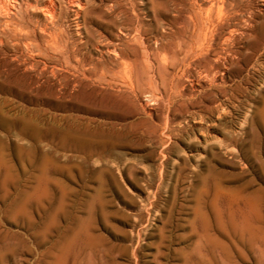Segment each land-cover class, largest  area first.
<instances>
[{"label":"rangeland","instance_id":"1","mask_svg":"<svg viewBox=\"0 0 264 264\" xmlns=\"http://www.w3.org/2000/svg\"><path fill=\"white\" fill-rule=\"evenodd\" d=\"M187 1L1 0L0 264H264V0Z\"/></svg>","mask_w":264,"mask_h":264},{"label":"bare ground","instance_id":"2","mask_svg":"<svg viewBox=\"0 0 264 264\" xmlns=\"http://www.w3.org/2000/svg\"><path fill=\"white\" fill-rule=\"evenodd\" d=\"M7 1H8V0H7ZM13 1L15 2L16 0H13ZM24 1H25V0H24ZM41 1H42V0H41ZM53 1H54V0H53ZM56 1H57V0H56ZM71 1H72V0H71ZM73 1H74V0H73ZM76 1H79V0H76ZM83 1H85V0H83ZM186 1H187V0H186ZM188 1H189V0H188ZM188 1H187V2H188ZM194 1H195V0H194ZM194 1H191V3H193ZM209 1H210V0H209ZM4 2H5V1H4ZM21 2H22V1H21ZM43 2H44V1H43ZM43 2H40V3H43ZM45 2H46V1H45ZM45 2H44V3H45ZM62 2H63V1H62ZM64 2H65V0H64ZM128 2H129V1H128ZM201 2H202V0H201ZM210 2H213V1H210ZM210 2H209V3H210ZM220 2H221V1H220ZM222 2H223V1H222ZM253 2H254V1H253ZM7 3L10 4V2H7ZM15 3H16V2H15ZM17 3H18V2H17ZM24 3L26 4V2H24ZM33 3H34V2H33ZM35 3H36V1H35ZM52 3H53V2H52ZM79 3H80V2L75 3V5L73 4L74 7H76V5H77V7H78V6H79V5H78ZM117 3H118V2H117ZM133 3H134V2H133ZM209 3H208V4H209ZM5 4H6V3H5ZM20 4H21V3H20ZM30 4H31V3H30ZM30 4L28 3V5H30ZM50 4H51V3H50ZM84 4H85V3H84ZM188 4H189V3H188ZM194 4H195V3H194ZM203 4H204L203 7H206V6H205V4H206L205 1H204ZM208 4H207V5H208ZM213 4H215V1L213 2ZM10 5H11V4H10ZM10 5L8 6V9H7V8L5 7L6 5L4 6V3L1 2V0H0V16H3V18H4V16H5L6 18L9 19L7 13H9V11L11 10V9H9V7H11L13 4H12L11 6H10ZM33 5H36V4H33ZM37 5H38V4H37ZM44 5H45V4H44ZM51 5H53V4H51ZM67 5H68V4H67ZM71 5H72V4H71ZM137 5H138V4H137ZM141 5H143V4L141 3ZM181 5H182V4H181ZM220 5H221V4H220ZM220 5H219V7H217V13L215 12L216 15L218 14V12H220V11L222 10V7H223V6H220ZM223 5H225V4H223ZM31 6H32V4H31ZM31 6H29L30 9L33 7V6H32V7H31ZM40 6H42V5H40ZM63 6H64V5H63ZM68 6H69V5H68ZM134 6H135V4H134ZM195 6H196V5H195ZM217 6H218V5H217ZM227 6H228V5H227ZM255 6H256V5H255ZM17 7H19V6H17ZM24 7H25V6H24ZM24 7H23V9H24ZM36 7H37V6H36ZM51 7H53V6H51ZM69 7H71V6H69ZM72 7H73V6H72ZM80 7H81V5H80ZM83 7H85V6H83ZM114 7L116 8V6H114ZM137 7H139V6H137ZM196 7H197V6H196ZM196 7H195V8H196ZM210 7H211V5H210ZM220 7H221V8H220ZM250 7H251V6H250ZM11 8H12V7H11ZM29 8H28V9H29ZM53 8H54V7H53ZM55 8H56V7H55ZM57 8H58V7H57ZM64 8H65V7H64ZM81 8H82V7H81ZM115 8H114V9H115ZM131 8H132V7H131ZM135 8H136V7H135ZM188 8H189V7H188ZM198 8H199V7H198ZM213 8H214V6H213ZM224 8H225V7H224ZM234 8H235V7H234ZM13 9H14V7H13ZM15 9H16V7H15ZM25 9H26V8H25ZM28 9H27V10H28ZM36 9H37V8H36ZM39 9H40V8H39ZM41 9H42V10H41ZM41 9H40V12L42 11L41 14L44 15V19L49 18V13H50V12H49V4L46 3V5H45L43 8H41ZM58 9H59V8H58ZM68 9H71V8H68ZM75 9H76V8H75ZM79 9H80V8H79ZM84 9H85V8H83L82 10H84ZM132 9H133V8H132ZM184 9H185V8H184ZM207 9H210V8H206V10H207ZM214 9L216 10V8H214ZM5 10H7L8 12H7V13L4 12ZM54 10H55V9H54ZM56 10H57V9H56ZM73 10H74V9H73ZM80 10H81V9H80ZM82 10H81V13H82ZM192 10H193V9H192ZM211 10H212V9H211ZM211 10H210V12H211ZM224 10H225V9H223V12H224ZM261 10H262V9H261ZM12 11H13V10H12ZM12 11H11V12H12ZM15 11H16V10H15ZM15 11H13V12H15ZM18 11H19V10H18ZM30 11H31V10H30ZM76 11H77V10H76ZM78 11H79V10H78ZM132 11H133V10H132ZM139 11H140V9H139ZM196 11H197V13H198V10H197V9H196ZM207 11H209V10H207ZM11 12H10V13H11ZM35 12H36V11H35ZM35 12H34V13H35ZM52 12L55 13L56 11L54 12V11L52 10ZM71 12H73V11H71ZM141 12H142V10H141ZM141 12H140V13H141ZM176 12H177V11H176ZM16 13H17V12H16ZM58 13H59V12H58ZM75 13H77V12H74V14H75ZM79 13H80V12H79ZM220 13H222V11H221ZM220 13H219V14H220ZM228 13H229V12H228ZM231 13H232V12H231ZM239 13H240V12H239ZM242 13H244V12H242ZM13 14H14V16L17 15V14H15V13H13ZM26 14H27V12H26ZM26 14H25V15H26ZM51 14H52V13H51ZM118 14H119V13H118ZM198 14H199V13H198ZM201 14H202V13H201ZM201 14H200V15H201ZM237 14H238V12H237ZM259 14H260V13H259ZM25 15H24V16H25ZM30 15H31V14H30ZM56 15H58V14H56ZM81 15H82V14H81ZM202 15H203V14H202ZM213 15H214V13H213ZM220 15H221V14H220ZM220 15H217L218 18H220ZM222 15H223V13H222ZM222 15H221V16H222ZM225 15H226V14H225ZM228 15H230V14H228ZM50 16H51V15H50ZM53 16H55V15L52 14V17H53ZM75 16H76V15H75ZM139 16H141V15H139ZM143 16H144V15H143ZM193 16H194V15H193ZM205 16H206V14H205ZM208 16H210V15H208ZM241 16H242V14H241ZM11 17H12V15L10 16V18H11ZM29 17H31V16H29ZM38 17H39V16H38ZM45 17H46V18H45ZM52 17H51V18H52ZM77 17H78V16H77ZM202 17H203V16H202ZM202 17H201V18H202ZM214 17H215V16H214ZM224 17H225V16H224ZM259 17H260V16H259ZM1 18H2V17H1ZM33 18H34V17H33ZM40 18H41V16H40ZM83 18H84V17H83ZM140 18H141V17H140ZM144 18H145V17H144ZM245 18H246V17H245ZM20 19H21V18H20ZM26 19H27V18H26ZM26 19H25V20H26ZM38 19H39V18H38ZM49 19H50V18H49ZM56 19L58 20V18H55V20H56ZM73 19H74V17H73ZM123 19H124V18H123ZM136 19H137V18H136ZM220 19H223V18L221 17ZM220 19H219V20H220ZM225 19H226V18H225ZM228 19H229V18H228ZM249 19H250V18H248V20H249ZM46 20H47V19H46ZM50 20H51V19H50ZM80 20H81V18H80ZM144 20H145V19H144ZM205 20H206V19H205ZM209 20H210V18H209ZM223 20H224V19H223ZM237 20H238V19H237ZM240 20H241V18H240ZM242 20H243V19H242ZM260 20H261V19H260ZM262 20H263V19H262ZM3 21H4V20H3ZM5 21H6V19H5ZM38 21H39V20H38ZM43 21H44V20H43ZM47 21H49V20H47ZM47 21H46V24L48 23ZM77 21H79V20H77ZM145 21H146V20H145ZM145 21H143V22H145ZM173 21H174V20H173ZM193 21H194V20H193ZM201 21H202V19H201ZM220 21H221V20H220ZM233 21H234V20H233ZM256 21H257V20H256ZM44 22H45V21H44ZM53 22H54V18H53V21L50 22V23H51L50 27L53 25V24H52ZM62 22H63V20H62ZM79 22H81V21H79ZM79 22H78V23H79ZM224 22H225V21H224ZM35 23L37 24V22H35ZM39 23H40V22H39ZM39 23H38V24H39ZM235 23H236V22H235ZM235 23H234V24H235ZM237 23H238V22H237ZM237 23H236V24H237ZM239 23H240V22H239ZM242 23H243V22H242ZM10 24H11V23H9V22L6 23V25H5L6 27H5V29H4L1 33H2L3 35L9 34V38H10V40H11L12 43H13L14 40L19 42V37H18V32H17L18 30L11 28V27H10V26H11ZM27 24L31 26V24H29V23H27ZM42 24H43V26H44V23H42ZM80 24H81V23H79V25H80ZM193 24H194V23H193ZM193 24H192V25H193ZM206 24H207V23H206ZM206 24H205V25H206ZM208 24H209V23H208ZM216 24H217V23H216ZM219 24H220V25H223L222 22H221V23L219 22ZM229 24H230V23H229ZM229 24H228V25H229ZM47 25H48V24H47ZM55 25H56V24H55ZM196 25H197V24H196ZM214 25H215V23H214ZM217 25H218V24H217ZM230 25H231V24H230ZM232 25H233V24H232ZM238 25H239V24H238ZM244 25H248V26H249V21L247 22V19L244 21ZM261 25H262V24H261ZM48 26H49V25H48ZM56 26H58V24H57ZM59 26H60V25H59ZM75 26H76V25H75ZM82 26H83V25H82ZM82 26H81V29H82ZM123 26H124V24H123ZM123 26H122V27H123ZM127 26H129V25H127ZM131 26H132V25H131ZM135 26H136V24H135ZM202 26H203V25H202ZM207 26H208V25H207ZM210 26H211V25H209V28H210ZM218 26H219V25H218ZM226 26H227V24H226ZM251 26H252V25H251ZM262 26H263V25H262ZM18 27H19V26H18ZM18 27H17V29H18ZM44 27H45V28H48L46 25H45ZM44 27H43V28H44ZM50 27H49V33H50V31H51V30H50ZM79 27H80V26H79ZM79 27H78V28H79ZM129 27H130V26H129ZM237 27H238V26H237ZM241 27H242V25H241ZM21 28H22V30H23V27H21ZM34 28H35V27H34ZM75 28H77V26H76ZM125 28L128 30V28L126 27V25H125ZM201 28H202V27H201ZM212 28H213V27H212ZM225 28H226V27H225ZM244 28H245V27H244ZM250 28H252V27H250ZM31 29H32V26H31ZM36 29H37V28H36ZM36 29H35L34 31L37 32ZM38 29H41V28H38ZM56 29H57V28H56ZM56 29H55V27H54V30H56ZM121 29H122V28H121ZM130 29H131V28H129V30H130ZM132 29H133V28H132ZM135 29H136V28H135ZM193 29H194V28H193ZM202 29H203V28H202ZM205 29H206V28H205ZM235 29H236V28H235ZM46 30H48V29H46ZM46 30H45V31H46ZM75 30H76V29H75ZM117 30H118V29H117ZM123 30H124V29H123ZM127 30L125 31V33L128 32ZM138 30H139V29H138ZM147 30H148V29H147ZM224 30H225V29H224ZM224 30H223V31H224ZM231 30L234 31L233 29H231ZM231 30H230V32H231ZM25 31H27V30H25ZM34 31H33V32H34ZM38 31H39V30H38ZM42 31H43V30H42ZM45 31L43 32V35H45V33H48L47 31H46V32H45ZM56 31L60 32V30H56ZM77 31H78V30H77ZM83 31H84V33H85V30H83ZM133 31H134V30H133ZM142 31H143V30H142ZM203 31H204V30H203ZM209 31H210V30L208 29V32H209ZM211 31H212V29H211ZM227 31H228V30H227ZM256 31H257V30H256ZM263 31H264V29H263ZM23 32H24V31H23ZM27 32H29V31H27ZM36 32H35V33H36ZM40 32H41V31H40ZM120 32L123 33L122 30L120 31V29H119V35H120ZM145 32H146V31H145ZM148 32H149V31H148ZM189 32H191V31H189ZM194 32H195V31H194ZM230 32L228 33V34H229L228 36H230V34H232V33H230ZM235 32H239V34H241V33H240L241 31H239V29H237V31L235 30ZM259 32H260V31H259ZM41 33H42V32H41ZM63 33H64V32H63ZM68 33H69V32H68ZM76 33L79 34L80 32H76ZM82 33H83V32H82ZM116 33H117V32H116ZM204 33L206 34V32H204ZM233 33H234V32H233ZM263 33H264V32H263ZM20 34H21V33H20ZM24 34H25V32H24ZM24 34H23V36H24ZM50 34H51V33H50ZM50 34H49V35H50ZM52 34H53V33H52ZM55 34L58 36L57 33H55ZM117 34H118V33H117ZM129 34H130V33H129ZM134 34H135V32H134ZM137 34H138V33H137ZM207 34H208V33H207ZM211 34H212V33H211ZM214 34H215V33H214ZM239 34H237V35H239ZM245 34H246V33H245ZM46 35H48V34H46ZM75 35H77V34H75ZM81 35L84 36V34H81ZM81 35H80V36H81ZM113 35H115V36H113V39H114V37H116V34L114 33ZM122 35H123V34H122ZM127 35H128V33H127ZM141 35H142V33H141ZM192 35H193V34H192ZM243 35H244V34H243ZM258 35H259V34H258ZM261 35H262V34H261ZM261 35H260V36H261ZM263 35H264V34H263ZM263 35H262V36H263ZM53 36H54V34H53ZM124 36H125V34L123 35V38H124ZM132 36H134V35H132ZM132 36H131V37H132ZM221 36H223V35H221ZM225 36H226V35H225ZM246 36H247V35H246ZM248 36H249V35H248ZM117 37H118V35H117ZM117 37H116V39H117ZM119 37H120V36H119ZM134 37H135V36H134ZM144 37H145V36L143 35V38H144ZM163 37H164V36H163ZM185 37H186V36H185ZM209 37H210V36H209ZM230 37H232V35H231ZM236 37L238 38L239 36H236ZM240 37H243V36H240ZM256 37H257V36H256ZM22 38H23V37H22ZM49 38H50V37H49ZM70 38H71V37H70ZM70 38H69V39H70ZM81 38H82V36L80 37V39H81ZM126 38H127V37H126ZM203 38L205 39V37H203ZM210 38H211V37H210ZM232 38H233V37H232ZM2 39H3V38H2ZM30 39H31V38H30ZM36 39H37V38H36ZM80 39H79V40H80ZM82 39H83V38H82ZM118 39H120V38H118ZM141 39H142V38H141ZM150 39H151V38H150ZM207 39H208V38H207ZM217 39H219V38H217ZM223 39H225V38H223ZM238 39H240V38H238ZM46 40H47V43H48V39H46ZM50 40H51V39H50ZM53 40H54V39H53ZM125 40H126V39H125ZM181 40H182V39H181ZM219 40H220V39H219ZM219 40H218V41H219ZM28 41H30V40H28ZM43 41H44V39H43ZM43 41H42V42H43ZM54 41H55V40H54ZM58 41H59V40H58ZM109 41H110V40H109ZM113 41H114V40H113ZM113 41H111V42L113 43ZM196 41H197V40H196ZM204 41H205V40H204ZM204 41H203V43H204ZM209 41H210V40H209ZM223 41H226V40H223ZM223 41H222V42H223ZM248 41H249V40H248ZM23 42H24V41H23ZM25 42H26V44H28L27 46L29 47L30 44L27 43V41H25ZM52 42H53V41H52ZM70 42H71V41H70ZM81 42H82V41H81ZM182 42H183V41H182ZM185 42H186V41H185ZM232 42H233V41H232ZM21 43H22V42H21ZM21 43H20V45H21ZM30 43H31V42H30ZM37 43H38V42H37ZM44 43H45V41H44ZM54 43H55V42H54ZM57 43H58V42H57ZM57 43H55V44H57ZM108 43H109V42H108ZM116 43H117V42H115V45H116ZM140 43H141V40H140ZM177 43H178V42H177ZM194 43H195V42H194ZM206 43H207V42H206ZM227 43H230V42L228 41ZM241 43H242V42H241ZM247 43H249V42H247ZM1 44H3V41L1 40V37H0V45H1ZM13 44H14V43H13ZM22 44H23V43H22ZM26 44L24 43L23 46H25ZM34 44H35V42H34ZM38 44H39V43H38ZM41 44H42V43H41ZM50 44H51V43H50ZM109 44H110V43H109ZM109 44H108V45H109ZM167 44H168V43H167ZM174 44H176V43H174ZM207 44H208V43H207ZM207 44H205V45H207ZM215 44H216V43H215ZM217 44H218V42H217ZM234 44H235V43H234ZM234 44H230V45H233V46H234ZM15 45H17V43H15ZM15 45H13V46L15 47ZM32 45H33V44H32ZM117 45H118V43H117ZM120 45H122V43H120ZM143 45H144V44H143ZM179 45H180V44H179ZM188 45L190 46V44H188ZM200 45H201V44H200ZM219 45H220V44H219ZM245 45H246V44H245ZM21 46H22V45H21ZM35 46H36V45H35ZM74 46H76V45H74ZM78 46H79V45H78ZM100 46H101V45H100ZM118 46H119V45H118ZM118 46H116V48H117ZM125 46H126V45H125ZM148 46H149V45H148ZM150 46H151V45H150ZM158 46H159V45H158ZM176 46H177V45H176ZM189 46H188V47H189ZM2 47H3V45H2ZM28 47H26V51L29 50V49H27ZM44 47H45V46H44ZM61 47H63V46L61 45L60 48H61ZM65 47H66V46H64V48H65ZM68 47H69V46H68ZM111 47H112V45H111ZM119 47H120V46H119ZM119 47H118V48H119ZM123 47H124V46H123ZM199 47H200V46H199ZM201 47H202V46H201ZM201 47H200V48H201ZM205 47H206V46H205ZM216 47H217V46H216ZM224 47H225V48H224ZM224 47H222V48L226 49L227 46H224ZM15 48H16V47H15ZM21 48H22V47H21ZM24 48H25V47H24ZM24 48H23V49H24ZM31 48H33V47L31 46ZM46 48H48V47H46ZM46 48H45V49H46ZM97 48H98V47H97ZM97 48H95V49H97ZM113 48H114V47H113ZM151 48H152V47H151ZM181 48H182V47H181ZM202 48H203V47H202ZM207 48H208V45H207ZM228 48H229V47H228ZM248 48H249V47H248ZM33 49H34V48H33ZM65 49H66V48H65ZM73 49H74V48H73ZM102 49H103V47H102ZM109 49H110V48H109ZM123 49H124V48H123ZM156 49H157V47H156ZM205 49H206V48H205ZM205 49H204V51H205ZM208 49H209V48H208ZM208 49H206V50H208ZM224 49H223V50H224ZM233 49H234V48H233ZM249 49H250V48H249ZM30 50H31V49H30ZM49 50H50V49H49ZM66 50H68V49H66ZM85 50H86V49H85ZM98 50H99V48H98ZM125 50L127 51V49H125ZM141 50H142V49H141ZM167 50H168V48H167ZM200 50H201V49H200ZM202 50H203V49H202ZM240 50H241V49H240ZM22 51H23V50H22ZM22 51H21V52H22ZM40 51H42V50H40ZM40 51H39V52H40ZM70 51H71V49H70ZM107 51H108V49H107ZM123 51H124V50H123ZM159 51H160V50H159ZM193 51H194V50H193ZM24 52H25V51H24ZM35 52H36V51H35ZM43 52H44V51H43ZM51 52H52V51H51ZM71 52H72V51H71ZM97 52H98V51H97ZM110 52H112V51L110 50ZM173 52H174V51H173ZM182 52H183V51H182ZM228 52H229V51H228ZM261 52H262V51H261ZM28 53H29V52H28ZM41 53H42V52H41ZM48 53H49V52H48ZM83 53H85V52H83ZM113 53H114V52H113ZM128 53H129V52H128ZM205 53H206V52H205ZM245 53H246V52H245ZM44 54H45V53H44ZM106 54H108V53H106ZM106 54H105V55H106ZM114 54H115V56H116V53H114ZM119 54H120V53H119ZM119 54H117V55H119ZM125 54H126V52H125ZM129 54H131V53H129ZM155 54H156V53H155ZM172 54H174V53H172ZM200 54H201V53H200ZM202 54H204V53H202ZM259 54H261V53H259ZM259 54H258V55H259ZM33 55H34V53H33ZM47 55H50V53L47 54ZM51 55H53V54H51ZM67 55H68V54H67ZM71 55H72V54H71ZM81 55H82V54H81ZM127 55H128V54H127ZM158 55H159V54H158ZM208 55H209V54H208ZM15 56H16V54H15ZM17 56H18V55H17ZM29 56H30V53H29ZM43 56H44V55H43ZM94 56H95V55H94ZM97 56H98V55H96V57H97ZM109 56H111V53H110ZM112 56H114V55L112 54ZM115 56H114V57H115ZM120 56H121V55H120ZM130 56H131V55H130ZM156 56H157V55H156ZM162 56H163V55H162ZM176 56H177V55H176ZM192 56H193V55H192ZM198 56H199V54H198ZM198 56H194V57H198ZM213 56H214V55H213ZM218 56H219V54H218ZM218 56H217V57H218ZM221 56H222V55H221ZM228 56H229V55H228ZM250 56H251V55H250ZM250 56H249V57H250ZM54 57H55V56H54ZM77 57H80V56H77ZM89 57H90V56H89ZM96 57H95V58H96ZM99 57H100V56H99ZM103 57H104V56H103ZM125 57H126V56H125ZM132 57H133V56H132ZM152 57H153V56H152ZM171 57H173V56L171 55ZM194 57H193V58H194ZM219 57H220V56H219ZM233 57H234V56H233ZM16 58H17V57H16ZM27 58H28V57H27ZM44 58H45V57H44ZM93 58H94V57H93ZM93 58H92V59H93ZM115 58H116V57H115ZM120 58H121V57H120ZM120 58H119V59H120ZM128 58H129V57H128ZM156 58H157V57H156ZM226 58H227V57H226ZM229 58H230V57H229ZM234 58H235V57H234ZM256 58H257V57H256ZM0 59H1V57H0ZM4 59H5V58H4ZM25 59H26V58H25ZM36 59H37V58H36ZM76 59H77V58H76ZM79 59H80V58H79ZM82 59H83V58H82ZM92 59H91V60H92ZM96 59H97V58H96ZM103 59H104V58H103ZM111 59H112V58H111ZM113 59H114V58H113ZM138 59H139V58H138ZM153 59H154V57H153ZM163 59H164V58H163ZM175 59H176V58H175ZM179 59H180V57H179ZM215 59H217V58H215ZM215 59H214V60H215ZM221 59H223V58H221ZM15 60H16V59H14V61H15ZM23 60H24V59H23ZM29 60H30V59H29ZM41 60H42V59H41ZM54 60H56V59H54ZM100 60H102V59H100ZM100 60H98V61H100ZM117 60H118V58H117ZM132 60H133V59H132ZM132 60H131V61H132ZM165 60H166V59H165ZM176 60H177V59H176ZM189 60H190V59H189ZM194 60H195V59H194ZM257 60H258V59H257ZM1 61H3V59H2ZM5 61H6V60H4V62H5ZM7 61H8V60H7ZM11 61H12V60H11ZM16 61H17V60H16ZM24 61H26V60H24ZM30 61H31V60H30ZM60 61H61V59H60ZM163 61H164V60H163ZM174 61H175V60H174ZM198 61H199V60H198ZM216 61H217V60H216ZM218 61H219V60H218ZM222 61H225V60H222ZM8 62H9V61H8ZM31 62H32V61H31ZM34 62H35V61H34ZM56 62H57V61H56ZM138 62H139V60H138ZM144 62H145V61H144ZM220 62H221V61H220ZM242 62H243V61H242ZM6 63H7V62H6ZM24 63H25V62H24ZM28 63H29V62H28ZM35 63H38V62H35ZM81 63H82V61H81ZM116 63H117V62H116ZM124 63H125V62H124ZM168 63H169V62H168ZM172 63H173V61H172ZM177 63H179V60H177ZM189 63H190V62H189ZM217 63H218V62H217ZM260 63H261V62H260ZM61 64H62V63H61ZM75 64H76V62H75ZM100 64H101V63H100ZM150 64H151V63H150ZM173 64H174V63H173ZM173 64H172V65H173ZM213 64H214V63H213ZM224 64H225V63H224ZM235 64H236V63H235ZM258 64H259V63H258ZM262 64H264V63H262ZM4 65H5V63H4ZM22 65H23V64H22ZM31 65H33V63H32ZM39 65H40V64H39ZM88 65H89V64H88ZM104 65H105V64L103 63V67H104ZM109 65H111V64H109ZM112 65H113V64H112ZM114 65H115V64H114ZM114 65H113V66H114ZM137 65H138V64H137ZM161 65H163V64H161ZM166 65H167V64H166ZM185 65H186V64H185ZM187 65H188V64H187ZM210 65H211V64H210ZM221 65H223V64H221ZM255 65H256V64H255ZM52 66H53V65H52ZM62 66H63V64H62ZM82 66H83V65H82ZM89 66H90V65H89ZM89 66H87V67H89ZM148 66H149V65H148ZM150 66H151V65H150ZM251 66H254V65H251ZM259 66H260V65H259ZM263 66H264V65H263ZM13 67H16V65L13 66ZM30 67H31V66H30ZM55 67H56V66H55ZM90 67H91V66H90ZM99 67H100V66H99ZM101 67H102V66H101ZM123 67L126 68V67H127V64H126V66H125V64H124ZM177 67H178V64H177ZM188 67H189V65H188ZM188 67H187V68H188ZM190 67H192L191 64H190ZM193 67H194V65H193ZM193 67H192V69H193ZM199 67H201V66H199ZM212 67H213V66H212ZM223 67H224V66H223ZM225 67H226V66H225ZM229 67H230V66H229ZM229 67H228V68H229ZM41 68H42V67H41ZM61 68H62V67H61ZM80 68H81V66H80ZM94 68H95V67H94ZM94 68H93V69H94ZM114 68L117 69L118 67H117V68L114 67ZM194 68H195V67H194ZM197 68H198V67H197ZM213 68H214V67H213ZM228 68H227V69H228ZM251 68H253V67H251ZM259 68H260V67H259ZM261 68H262V67H261ZM25 69H26V67H25ZM31 69H32V67H31ZM36 69H37V67H36ZM64 69H65V66H64ZM84 69H85V67H84ZM91 69H92V68H91ZM91 69H90V70H91ZM109 69H110V68H109ZM142 69H143V68H142ZM150 69H151V68H150ZM172 69H173V68H172ZM179 69H180V68H179ZM254 69H255V68H254ZM263 69H264V68H263ZM11 70H12V69H11ZM29 70H30V69H29ZM65 70H66V69H65ZM78 70H79V69H78ZM111 70H112V69H111ZM111 70H110V71H111ZM113 70H114V69H113ZM118 70H119V69H118ZM126 70H128V69H125V72H126ZM130 70H131V69H130ZM151 70H152V69H151ZM185 70H186V69H185ZM188 70H189V69H188ZM199 70H200V69H199ZM201 70H202V69H201ZM219 70H220V69H219ZM219 70H217V71L219 72ZM260 70H261V69H260ZM2 71H3V70H2ZM7 71H8V70H7ZM30 71H31V70H30ZM39 71H40V70H39ZM43 71H44V70H43ZM70 71H71V70H70ZM81 71H82V70H81ZM81 71H80V72H81ZM96 71H97V70H96ZM119 71H120V70H119ZM123 71H124V69H123ZM177 71H179V70H177ZM203 71H204V70H203ZM203 71H202V72H203ZM107 72H108V71H107ZM112 72H113V71H112ZM184 72H185V71H184ZM195 72H196V70H195ZM202 72H201V73H202ZM218 72L215 71V73H218ZM225 72H226V71H225ZM227 72H228V71H227ZM7 73H8V72H7ZM68 73H69V72H68ZM143 73H145V72H143ZM197 73H198V72H197ZM199 73H200V72H199ZM201 73H200V74H201ZM204 73H205V72H204ZM221 73H224V72H221ZM221 73H220V74H221ZM26 74H27V73H26ZM54 74H55V73L51 74V76L54 75ZM59 74H60V73H59ZM71 74H72V73H71ZM80 74L82 75V73H80ZM83 74H84V73H83ZM96 74H97V73H96ZM131 74H132V73H131ZM141 74H142V73H141ZM186 74H187V73H186ZM186 74H185V75H186ZM39 75H40V74H39ZM63 75H64V74H63ZM97 75H98V74H97ZM108 75H109V74H108ZM116 75H117V74H116ZM124 75H126V74H124ZM143 75H144V74H143ZM181 75H182V73H181ZM209 75H210V77H211V74H209ZM17 76H18V75H17ZM23 76H25V75H23ZM49 76H50V74H49ZM65 76H67V75H64V77H65ZM75 76H76V75H75ZM75 76H74V77H75ZM89 76H90V75H89ZM128 76H130V73H129ZM132 76H133V75H132ZM132 76H131V77H132ZM149 76H151V75H149ZM183 76H184V74H183ZM190 76H192V75H190ZM197 76H198V75H197ZM206 76H207V75H206ZM217 76H218V75H217ZM217 76H216V77H217ZM225 76H226V75H225ZM58 77H59V76H58ZM60 77H61V76H60ZM71 77H72V76H71ZM124 77H125V76H124ZM145 77H146V76H145ZM184 77H185V76H184ZM202 77H203V76H202ZM207 77H209V76H207ZM207 77H206V78H207ZM223 77H224V76H223ZM35 78H36V76H35ZM40 78H41V77H40ZM43 78H44V77H43ZM88 78H89V77H88ZM103 78H105V77H103ZM118 78H119V77H118ZM120 78H121V77H120ZM171 78H172V77H171ZM200 78H201V77H199V79H200ZM203 78H204V77H203ZM211 78H212V77H211ZM219 78H220V77H219ZM226 78H227V77H226ZM47 79H48V78H47ZM58 79H59V78H58ZM69 79H70V78H69ZM72 79H73V78H72ZM92 79H93V78H92ZM94 79H95V78H94ZM123 79H124V78H123ZM126 79H128V78L126 77ZM131 79H132V78H131ZM189 79H190V78H189ZM191 79H192V78H191ZM208 79H210V78H208ZM215 79H216V78H215ZM53 80H54V78H53ZM61 80H62V79H61ZM67 80H68V79H67ZM85 80H87V79H85ZM90 80H91V79H90ZM104 80H105V79H104ZM112 80H113V79H112ZM134 80H135V79H134ZM31 81H32V80H31ZM37 81H38V80H37ZM41 81H42V80H41ZM56 81H57V80H56ZM63 81H64V80H63ZM70 81H71V80H70ZM93 81H94V80H92V82H93ZM124 81H127V80H124ZM208 81H209V80H208ZM221 81H222V80H221ZM38 82H39V81H38ZM47 82H48V81H47ZM50 82H51V80H50ZM52 82H53V81H52ZM52 82H51V83H52ZM57 82H58V81H57ZM59 82H60V81H59ZM68 82H69V80H68ZM87 82H88V81H87ZM90 82H91V81H90ZM101 82H102V81H101ZM101 82H100V83H101ZM104 82H106V81H104ZM104 82H102V83H104ZM122 82H123V80H122ZM130 82H131V81H130ZM134 82H135V81H134ZM192 82H194V81H192ZM214 82H216V81H214ZM55 83H56V82H55ZM62 83H63V82H62ZM81 83H82V81H81ZM96 83H97V82H96ZM115 83L117 84V82H115ZM115 83H114V84H115ZM119 83H121V80H120ZM125 83H126V82H125ZM127 83H128V81H127ZM194 83H195V82H194ZM34 84H35V83H34ZM39 84H40V83H39ZM41 84H42V82H41ZM53 84H54V83H53ZM57 84H58V83H57ZM65 84H67V83H65ZM71 84H72V83H71ZM74 84H75V83H74ZM74 84H73V85H74ZM76 84H77V83H76ZM97 84H99V83H97ZM106 84H107V82H106ZM130 84H131V83H130ZM130 84H129V85H130ZM132 84H133V83H132ZM191 84H193V83H191ZM209 84H210V83H209ZM215 84H216V83H215ZM215 84H213V85L215 86ZM219 84H220V83H219ZM219 84H218V86L221 85V84H220V85H219ZM25 85H26V83H25ZM48 85H49V84H48ZM60 85H61V84H60ZM62 85H63V84H62ZM69 85H70V84H69ZM90 85H91V84H90ZM90 85H89V86H90ZM122 85H124V84H122ZM134 85H136V84H134ZM162 85H163V84H162ZM198 85H200V84H198ZM216 85H217V84H216ZM29 86H30V85H29ZM36 86H37V84H36ZM36 86H35V87H36ZM57 86H58V85H57ZM66 86H67V85H66ZM66 86H65V87H66ZM86 86H87V85H86ZM92 86H94V85H92ZM119 86H120V84H119ZM157 86H158V85H157ZM157 86H156V87H157ZM24 87H25V86H24ZM45 87H46V86H45ZM47 87H48V86H47ZM49 87H50V86H49ZM60 87H62V86H59V88H60ZM94 87H95V86H94ZM111 87H112V84H111ZM130 87H131V86H130ZM130 87L128 86L127 88H130ZM133 87H134V86H133ZM133 87H132L131 89H133V92H134V88H133ZM149 87H150V86H149ZM180 87H181V86H180ZM208 87H209V86H208ZM77 88H78V86H77ZM87 88H88V87H87ZM89 88H90V87H89ZM96 88H97V87H96ZM104 88H105V87H104ZM107 88H108V86H107ZM115 88H116V87H115ZM119 88H120V87H119ZM119 88H117V89H119ZM127 88H126V89H127ZM162 88H163V87H162ZM3 89H4V88H3ZM11 89H12V88H11ZM32 89H33V88H32ZM44 89H45V88H44ZM64 89H66V88H63V89L60 88V91H61V90H64ZM71 89H72V88H71ZM71 89H70V90H71ZM112 89H114V87H113ZM131 89H130V91H131ZM135 89H136V87H135ZM164 89H165V88H164ZM167 89H168V88H167ZM167 89H166V90H167ZM35 90H36V89H35ZM35 90H34V91H35ZM57 90H59V89L57 88ZM75 90H76V89H75ZM98 90H99V89H98ZM104 90H105V89H104ZM127 90H128V89H127ZM181 90H182V89H181ZM25 91H26V90H25ZM47 91H48V90H47ZM50 91H51V90H50ZM60 91H58V94L60 93ZM93 91H94V90H93ZM99 91H100V90H99ZM123 91H124V90H123ZM169 91H172V90L170 89ZM68 92H69V90H68ZM135 92H136V91H135ZM140 92H141V91H140ZM166 92H167V91H166ZM18 93H19V92H18ZM32 93H33V91H32ZM100 93H101V92H100ZM145 93H146V92H145ZM167 93H168V92H167ZM42 94H43V93H42ZM66 94H67V93H66ZM70 94H71V93H70ZM132 94H134V93H132ZM137 94H138V93H137ZM161 94H162V93H161ZM169 94H170V93H169ZM169 94H168V95H169ZM1 95H2V94H1ZM135 95H136V94H135ZM139 95H140V93H139ZM141 95H142V94H141ZM152 95H153V94H152ZM2 96H3V95H2ZM24 96H25V95H24ZM31 96H32V95H31ZM43 96H44V95H43ZM43 96H42V97H43ZM70 96H71V95H70ZM120 96H121V95H120ZM33 97H34V96H33ZM61 97H62V96H61ZM156 97L158 98V96H156ZM64 98H66V97H64ZM136 98H137V97H136ZM168 98H169V97H168ZM33 99H34V98H33ZM42 99H43V98H42ZM44 99H47V98H44ZM44 99H43V100H44ZM10 100H11V99H10ZM36 100H37V99H36ZM150 100H152V99L150 98ZM156 100H157V99H156ZM156 100L154 99L155 102H156ZM168 100H169V99H168ZM168 100H167V101H168ZM26 101H27V100H26ZM44 101H45V100H44ZM66 101H67V100H66ZM162 101H163V99H162ZM165 101H166V100H165ZM0 102H1V101H0ZM41 102H42V101H41ZM63 102H64V100H63ZM172 102H173V100H172ZM23 103H24V102H23ZM44 103H45V102H44ZM19 104H20V103H19ZM21 105H22V104H21ZM24 105H25V104H24ZM169 105H171V104H169ZM23 109H24V108H23ZM143 109H144V108H143ZM25 111H26V110H25ZM15 113H16V112H15ZM25 113H26V112H25ZM7 116H8V115H7ZM23 117H24V116H23ZM19 118H20V117H19ZM23 120H24V119H23ZM33 120H34V119H33ZM35 121H36V120H35ZM0 122H1V123H2V122H5V119L2 118L1 116H0ZM23 122H24V121H23ZM64 122H65V121H64ZM78 123H79V122H78ZM57 124H58V123H57ZM59 124H60V123H59ZM73 124H74V123H73ZM76 125H77V123H76ZM82 125H83V124H82ZM74 126H75V125H74ZM78 126H79V125H78ZM78 126H77V127H78ZM32 127H33V124H32V122H31L30 120H26V121L24 122V124L21 123V125L19 126L20 131H21V130H23V131H25V130L28 131V130H29L30 133L27 132V133L30 135V136L27 135L28 138L31 137V135H32V133H33V132H32ZM77 127H75V129H76ZM16 128H17V127H16ZM50 128H51V126H50ZM50 128H49V130L52 129V128H51V129H50ZM3 129H4V128H3ZM14 129H15V128H14ZM33 129H34V128H33ZM109 129H110V128H109ZM38 130H39V129H38ZM82 130H83V129H82ZM91 130H92V129H91ZM91 130H90V132H91ZM34 131H35V129H34ZM44 131H45V130H44ZM14 132H15V131H14ZM17 132H18V131H17ZM57 132H58V130H57ZM61 132H62V131H61ZM68 132H69V131H68ZM35 133H36V132H35ZM47 133H48V132H47ZM106 133H107V132H106ZM61 134H62V133H61ZM69 134H71V133H69ZM38 135H39V133H38ZM66 135H67V134H66ZM96 135H97V134H96ZM16 136H17V135H16ZM21 136H22V135H21ZM23 136H24V135H23ZM10 137H11V136H10ZM13 137H14V136H13ZM32 137H33V136H32ZM32 137H31V138H32ZM34 137H36V136H34ZM38 137H39V136H38ZM62 137H63V135H62ZM0 138H1V137H0ZM21 138H22V137H21ZM28 138H27V139H28ZM63 138H64V137H63ZM68 138H69V137H68ZM14 139H15V138H14ZM25 139H26V138H25ZM79 139H80V138H79ZM92 139H93V138H92ZM3 140H4V138H3ZM7 140H8V139H7ZM16 140H18V139H16ZM33 140H34V139H33ZM37 140H38V139H37ZM73 140H74V139H73ZM84 140H86V139L84 138ZM98 140H99V139H98ZM0 141H1V140H0ZM13 141H14V140H13ZM29 141H30V140H29ZM62 141H64V140H62ZM82 141H83V140H82ZM10 142H11V141H10ZM93 142H94V141H93ZM36 143H37V141H36ZM75 143H76V142H75ZM78 143H79V141H78ZM81 143H82V142H81ZM85 144H86V143H85ZM94 144H95V143H94ZM98 144H99V143H98ZM100 144H102V143L100 142ZM16 145H17V144H16ZM19 145H20V144H19ZM104 145H105V144H104ZM11 146H12V145H11ZM28 146H29V145H28ZM62 146H63V145H62ZM6 147H7V146H6ZM19 147H20V146H19ZM24 147H25V146H24ZM63 147H64V146H63ZM74 147H75V146H74ZM77 147H78V146H77ZM87 147H88V146H87ZM3 148H4V147H3ZM3 148H2V149H3ZM11 148H12V147H11ZM13 148H14V147H13ZM15 148H16V147H15ZM17 148H18V147H17ZM20 148H23V145H22V147H20ZM71 148H72V147H71ZM8 149H9V147H8ZM30 149H31V148H30ZM81 149H82V148H81ZM84 149H85V148H84ZM3 150H4V149H3ZM18 150H19V149H18ZM26 150H27V149H26ZM4 151H5V150H4ZM4 151H3V152H4ZM21 151H22V149H21ZM23 151H25V150H23ZM1 153H2V152H1ZM3 154H4V153H3ZM1 155H2V154H1Z\"/></svg>","mask_w":264,"mask_h":264}]
</instances>
